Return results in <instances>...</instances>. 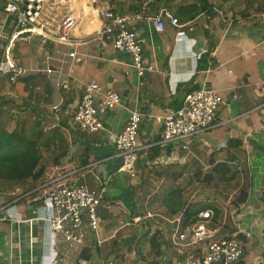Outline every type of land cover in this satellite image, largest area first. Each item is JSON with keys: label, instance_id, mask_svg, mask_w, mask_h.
I'll list each match as a JSON object with an SVG mask.
<instances>
[{"label": "crops", "instance_id": "obj_1", "mask_svg": "<svg viewBox=\"0 0 264 264\" xmlns=\"http://www.w3.org/2000/svg\"><path fill=\"white\" fill-rule=\"evenodd\" d=\"M95 1L49 2L40 17L46 41L27 34L30 40L17 43L14 50L17 62L29 72L15 82L0 80V132L38 137L39 167L45 169L39 181L29 179L17 185L14 194L23 198L14 209L7 208L14 197L0 196V264H97V248L101 264L106 261L103 244L120 236L121 243L132 247L137 238L131 236L141 229L150 236L148 245L138 246L139 252L129 256L131 262L178 264L169 243L173 226L166 221L175 215L163 201L189 176L208 173L213 158L221 163L227 155L231 169L237 171L233 181H219L221 188L200 202L192 199L197 195L184 191L186 207L196 212L211 205L206 209L213 212L209 228L215 231L214 240L242 234L244 255L236 264H264V0H207L214 16L205 12L188 20L196 28L179 41L170 26L157 33L150 15L133 19L145 62L153 67L143 78L138 77L128 54L94 39L103 29ZM142 1L115 0L112 4L119 14L133 17ZM194 1L166 0L160 5L176 15ZM69 15L75 24L71 44L64 45L56 38ZM13 26L5 0H0V35L10 33ZM206 26L212 27L210 33ZM5 43L0 37V55ZM71 51L85 56L84 62L72 61ZM93 81L104 92H118L121 105L105 117L103 130L86 133L73 116L84 86ZM201 88L217 91L225 100L214 128L192 138L189 153L177 142L161 144L165 118L183 106L188 93ZM132 112L143 118L135 179L116 173L121 160L115 137ZM235 140L242 141L241 149L233 146ZM76 179L90 188H107L106 204L98 209L101 245L87 232L82 245L70 248L63 236L49 232L46 194L57 181ZM242 193L247 194V201L240 204ZM149 212L154 217L145 219ZM154 234L158 238L155 249L151 244ZM83 253L89 258H83ZM127 254L120 256L126 260Z\"/></svg>", "mask_w": 264, "mask_h": 264}, {"label": "built area", "instance_id": "obj_2", "mask_svg": "<svg viewBox=\"0 0 264 264\" xmlns=\"http://www.w3.org/2000/svg\"><path fill=\"white\" fill-rule=\"evenodd\" d=\"M57 1L59 0H5V10L13 17L14 26L10 33L0 35L6 41L0 55V80L7 78L10 82H15L29 72L17 62L14 50L17 43L30 40L25 36L27 34L42 36L46 41L45 25L41 23L40 17L49 6V2ZM163 1L166 0H143L140 11L133 17L119 14L109 0L95 1L96 13L103 21V29L94 34V39L102 46L111 44L116 51L128 54L139 78L153 71V67L145 62L142 42L132 28L133 19L142 20L150 15L148 18L154 30L157 33H164L170 26L175 29L176 41L187 37L196 28L193 22L180 21L170 9L160 5ZM74 24L73 16L69 15L64 19L56 38L60 44H71ZM206 29L209 33L212 31L210 26H206ZM68 57L77 64L85 60V56L74 51L69 52ZM224 104L222 95L208 88L188 93L183 106L165 118L161 144L177 142L183 151L189 153L191 139L214 128L217 113ZM120 105L121 96L118 92L111 90L104 92L102 86L93 81L83 88L81 100L74 112V122L86 133L99 132L104 129L108 113ZM57 108L53 107L54 110ZM142 121L139 112L130 113L124 130L115 137L117 157L121 160L116 173L132 179L138 175V136ZM13 197V201L7 207L9 209H14L23 198L17 195ZM106 197L105 186L94 189L81 184L77 179L70 182L57 181V185L45 196L49 211L45 221L50 234L63 236L67 245L73 248L82 245L86 233L90 232L96 235L98 245H101L99 235L101 219L98 209L106 204ZM212 215V210L207 209L188 216L187 210L184 209L173 219H166L173 226L169 234V243L177 254L178 264H236L240 261L244 255V244L237 236L214 240L215 231L209 228ZM153 217L154 214L149 212L145 219ZM57 262L55 261V264Z\"/></svg>", "mask_w": 264, "mask_h": 264}, {"label": "trees", "instance_id": "obj_3", "mask_svg": "<svg viewBox=\"0 0 264 264\" xmlns=\"http://www.w3.org/2000/svg\"><path fill=\"white\" fill-rule=\"evenodd\" d=\"M115 0H112L111 4ZM113 5V4H112ZM213 15L214 8L209 5L207 0H195L191 4H188L180 9L175 15L182 22L193 20L203 13ZM214 16V15H213ZM235 148L241 149L243 143L240 140L232 141ZM223 153V150L218 151ZM239 154V153H238ZM229 156H226V161L216 163L214 158L211 161L212 168L208 173L199 171L195 173V179L197 182H201L204 185L211 186L216 182H231L236 177L237 171L231 169L229 165ZM234 158H236L234 156ZM41 154L39 151L38 137L28 138L23 132H0V182H15L33 180L39 181L45 173L44 168H40ZM37 193L33 194L36 195ZM240 204L247 201V194L242 193L238 199ZM164 206L167 208L171 215H177L184 209L187 210V215L200 213L206 208H201L200 211L188 210L184 198V189L180 186L173 188L169 196L163 201ZM207 210V209H206ZM157 234V233H156ZM152 236L151 244L153 249L158 246L157 235ZM239 239L245 240L242 234H239ZM83 258H89L86 253L82 254Z\"/></svg>", "mask_w": 264, "mask_h": 264}, {"label": "rangeland", "instance_id": "obj_4", "mask_svg": "<svg viewBox=\"0 0 264 264\" xmlns=\"http://www.w3.org/2000/svg\"><path fill=\"white\" fill-rule=\"evenodd\" d=\"M194 179L195 178H193V176H189V179H187V181L181 185V189H184V191L187 190L189 193L191 192L190 195H193V194L197 195L196 197L192 198L194 201L195 200L199 202L204 201L206 197L212 195V193H214V191H216L220 187V183L216 182L215 184L211 185V188L213 189L209 190L207 187H210V186L204 185L201 182H197V180L196 179L194 180ZM21 184H22V181H15V182H3L2 181L0 185H3V186L2 187L0 186V196L1 197L4 196L5 198L12 199L13 196L16 195L14 194V192H15V189L17 188V185H21ZM226 185H229V183ZM1 205H3V203ZM206 207H211V205H206ZM103 235H101V237H103ZM149 237L150 236H148L147 230L141 229L137 231L136 235L135 233L132 234L131 238H137L136 239L137 243L132 244V247H128V245H130L131 243H121L119 241L120 236L109 243L103 244L101 248H102V252L105 254L106 261L104 263L105 264H137V262H131V259L129 258V256L133 252H139L137 251L138 246L139 248L141 247L145 248L148 245L147 240L149 239ZM89 238H92V241L95 242V244H98V239L95 234H93L92 237L90 235ZM116 243H118L117 246H116ZM97 249H95L94 251V254H96L94 258L97 264H100V261L98 260V255H97L98 250ZM125 252L128 253L126 260H124L120 256V254L124 255ZM107 255L109 256L107 257Z\"/></svg>", "mask_w": 264, "mask_h": 264}, {"label": "bare ground", "instance_id": "obj_5", "mask_svg": "<svg viewBox=\"0 0 264 264\" xmlns=\"http://www.w3.org/2000/svg\"><path fill=\"white\" fill-rule=\"evenodd\" d=\"M92 3V2H91ZM83 6V5H82ZM87 6H88V4H87ZM91 7V6H90ZM94 9V8H93ZM84 13V12H83ZM92 14V13H91ZM87 15V14H86ZM94 15V14H93ZM96 16V15H95ZM87 24V23H86Z\"/></svg>", "mask_w": 264, "mask_h": 264}]
</instances>
